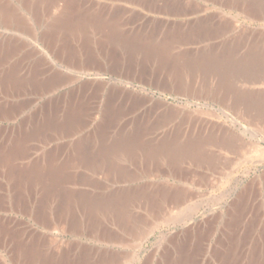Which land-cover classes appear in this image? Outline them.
<instances>
[{"label":"rangeland","instance_id":"374dc122","mask_svg":"<svg viewBox=\"0 0 264 264\" xmlns=\"http://www.w3.org/2000/svg\"><path fill=\"white\" fill-rule=\"evenodd\" d=\"M4 1L19 8L30 29L25 31L16 26L13 31L0 33H9L8 40H15L13 42L21 46L16 50L24 57L22 60L28 61L47 84L54 80L59 85L55 93L75 90L97 103L107 100L132 103L136 101L132 91L146 89L150 95L142 104L154 108L167 120L158 133L172 131L173 134L169 137L172 140L169 147L162 148L166 153L161 149L153 156L147 150V153L117 156L112 160L114 163L110 160L109 165L129 168L123 178L109 173L112 165L107 171L109 174L106 168L96 170V174L86 162L84 165L89 166L77 169V185L71 186L80 194L77 193L73 202L66 193L49 195L39 186L26 184V188L18 185L20 182L14 176L5 178L0 174V228L10 234L6 241L0 235V261L15 264L12 244L16 243L21 230L28 231L29 242L40 245L37 264H165L163 260L168 261L167 254L172 253L174 244L183 235L190 238L192 228L197 229L199 235L204 232V244L221 251L222 246H227L235 224H231V216L242 208L243 201L244 205L248 204V210L239 230L242 247L255 249L258 256L264 248V13L252 8L264 4V0H189V22L172 24L166 31L169 38L165 41L146 42H96V36L86 33L90 27L65 25L66 2L70 0H26L28 5L23 0ZM24 2L26 7H23ZM69 6L72 10L76 7L72 2ZM66 76L73 78L67 80ZM128 83L133 88L128 87ZM126 89L128 91H124ZM7 98L0 94V100ZM244 107L249 108L250 113L245 112ZM234 118L250 128V132L239 124L234 125ZM20 120L0 117V134ZM92 120L86 130L61 133V139L59 134H54L34 143V155L70 144L82 136L88 138L89 130L98 122L96 117ZM230 135L239 136L245 144L235 147L228 139ZM223 143H226L225 149L220 148ZM147 155L152 156L150 161ZM152 181L161 198L150 205L145 199L135 201L130 206L129 217L125 212L126 217H123L101 206L81 207L83 198L93 193L110 191L122 184L139 187ZM181 190L189 192L188 199L179 194ZM132 222L138 228L133 227ZM105 227H113V230L106 232ZM208 231L211 234H206ZM112 239L117 242L113 243ZM85 248L87 251L82 252ZM192 253L196 258L189 264L229 263L220 261V254L217 256L218 252L212 253V250L210 255L203 250ZM157 258L161 260L156 261ZM238 262L264 264V257L253 259L252 263Z\"/></svg>","mask_w":264,"mask_h":264},{"label":"bare ground","instance_id":"6f19581e","mask_svg":"<svg viewBox=\"0 0 264 264\" xmlns=\"http://www.w3.org/2000/svg\"><path fill=\"white\" fill-rule=\"evenodd\" d=\"M23 1L26 2V0H23ZM36 1H35V3H36ZM235 1H237V0H235ZM239 1H241V0H239ZM25 2H24L23 7H26ZM41 2H42V0H41ZM27 5H28V3H27ZM247 7L249 8V6H247ZM68 8H69V6L66 8L68 11V14L67 13L65 14L66 19L68 16L70 17V15L72 14L70 12V9L68 10ZM18 9H17V7L10 4L9 2H6L4 0H0V29H1L0 32L1 31H7V30L13 31V29L16 26H17V28L19 27V28L24 29V30L30 29V25L27 24V19L24 18L25 16L24 17L21 16L20 12H18ZM252 9H257L258 12L263 14L264 13V4L263 3L256 4V5H254V8H252ZM80 10L83 12L82 9H80ZM30 11H31V8H30ZM77 13L78 12H76V14ZM32 14H33V12H32ZM35 20H36V18H35ZM8 34L9 33H6V34L0 33V94L7 95L9 97L7 99L0 100V107L3 108V109H0L1 110L0 117L3 119H7V120H11V119L14 120L17 118H21V120L18 123L12 125L10 128H8L4 133L0 134V174L4 175L5 178H6V176H7V178H8V176H11V177L14 176L15 177L14 179L16 181L20 182L18 185L22 184L25 186L26 184H34L33 186H36V187L39 186L41 188L40 189L41 191L45 192L44 190H46L49 193V195L52 192L66 193V196L70 200V202H73V201H76V199H77L76 196L79 193H78L77 189L72 188L71 186L77 185L76 171H77V169H81V168H84V166H87V165H84V164H86V162H89V165L91 164V166L93 168L92 171H94V172H96V170H98V169L103 170L105 168H106V172H107V171H109V168L112 165L109 173L114 174V176L116 173L117 178L118 177L123 178L126 175V174L125 175H123V174L127 173L129 168H127V167L125 168V166L124 167H122V166L116 167L113 164L109 165L110 160H111V163L112 162L114 163V161H112V160L115 159L117 156H120V155L126 156L128 154L130 155L131 153L137 154V152H142V151L145 152L147 150L151 151L150 154L154 156V153L157 150L159 151L162 148L166 149L167 147H169L170 143L172 142V140H170L169 137L171 138L173 132L167 131L166 133H158L161 130V128L163 127L162 124L165 123V121H167L166 117H162V115H159L154 110V108L150 109V108H147L146 106H144V104H142L145 102V99L148 97L149 91H147L146 89H142L141 90L142 92H137L136 90H133V91L131 90L133 93V96L136 98V101H134L132 103H127V102H122V101L121 102L120 101H111V100H107V101H103V102L101 101V103H97V102H93V101H90L89 99H87L88 98L86 96L87 94H84V93L81 94L75 90H70V91H66V92H62V93H55V91L59 89V85L56 84L54 82V80L53 81L51 80V83L47 84L46 79H44V77L42 75H38V71H36L37 72L36 73L34 71V69L32 68L33 66H31L30 63H28V61L24 60L25 61L24 62L22 60L24 57L22 58L19 51L16 50L17 47L20 48L21 46L18 45V43H16V42L14 43L13 41H15V40H13V41L8 40V37H9ZM23 38H25V37H23ZM96 42H97V40H96ZM31 55H32V53H31ZM37 58H38V56H37ZM215 59H216V57H215ZM50 66H52V65H50ZM58 67L59 66H57V68ZM56 75H58V74H56ZM138 75H140V74H138ZM55 77H54V79H55ZM75 77H77V76H75ZM138 77L141 78L143 76L141 74ZM66 78H67V76H66ZM71 78H73V77H70V78L68 77L67 80H70ZM87 80H88V78H87ZM47 81H48V79H47ZM255 82L256 81H254V83ZM62 83H63V81H62ZM127 86L130 88H133L132 84L128 83ZM124 91H128V90L126 89ZM112 96H113V98L116 97L114 95H112ZM131 101H133V100H131ZM244 110H245V112L250 113L249 108L244 107ZM92 117H96L98 119V122L93 126V129L91 131L89 130L90 133L89 132L88 133L91 135L88 138L86 137L87 139L82 136V137L77 138L76 140L72 141L70 144L68 143V144H65L62 146L58 145V146H55L54 148L48 149L47 152L43 151L41 155H38V154L36 156L34 155L33 149L35 148L34 146L36 145V144L33 145L34 143H40L43 140H45L46 137L48 138V136L54 135V134H59V138H60L61 133H65V134H67V133L68 134L78 133L81 130L88 127V125L90 124V120H92ZM230 120H232V119H230ZM233 121L232 122L234 123V125L239 124L240 126L245 128V131L247 133L250 132V128L244 126L239 120H236L234 118ZM216 127H217V124H216ZM168 132H170V134ZM228 139L231 140L230 143H233L235 145V147L242 145V144H245V142H244L245 140L242 141L239 136L235 137V136L230 135ZM52 140H54V139H52ZM222 141H224V140H222ZM226 142H228V141H226ZM185 143L186 142H184V144ZM221 145H223V146H220V148H223V147H224V149L226 148L225 147L226 143H225V145H224V143ZM243 146L245 148V145H243ZM217 147H219V145ZM164 149H162V150H164ZM164 152L166 153L165 150H164ZM145 153H147V152H145ZM133 159H135V158L133 157ZM148 159L150 161L152 159V156H150ZM123 164H125V163H123ZM97 172H96V174H97ZM109 173L107 172V174H109ZM81 177H79V178H81ZM126 178H127V176H126ZM82 180L84 181V179H82ZM125 182H124V184H125ZM115 183L119 184L117 182H115ZM86 184H88V183H86ZM10 185H12V184H10ZM22 188L24 189V187H22ZM104 189H106V187ZM157 189L158 188H157L154 181L149 182V183L147 182V183H145L139 187H137V186L134 187V185L133 186H123V184H122L121 186H117V187L111 189L110 191H106V192L100 191L99 193H93V194L91 193L92 196L88 195V197L83 198V200L81 202V207H82V209H84L86 206H91V205H95L97 207L101 206V207L107 208V210L109 209V211L117 212V214L123 215V217H126V215L129 214L128 215V217H129L132 214V210H131L130 206L135 201L145 199V201H146L145 203L150 205L151 203L160 199L162 195H160L158 193ZM33 191H35V190H33ZM176 194H178V191L176 192ZM179 194H181V196H183V198H187L189 192L181 190L179 192ZM82 197L83 196H81L80 198L82 199ZM164 198H166V196ZM47 199H49V198H47ZM244 202L245 201H243V203H242V208L240 207L241 210H240V208H238L239 212H238V210H236L237 213L233 217L231 216V218H232L231 224L232 223H235V224H233L234 227L231 229L232 232H230V234L228 236L227 246H222L221 251H219L220 249L214 250L211 247H208V245L206 243L204 244V240H203L204 239L203 237H205L204 232L199 235L198 230L195 228H192L190 238L187 235H183L181 238H179V241L176 244H174L172 253L167 254L168 255V257H167L168 261L163 260V261H165V264H189L190 260H192L193 258H196V256H195L196 254L192 253L193 251H196V250L197 251L203 250L204 253L206 252V254H208V255H210L209 253L211 252V250H212V253L218 252L217 256L220 254L219 255L220 261H229L228 264H230V263L231 264H238V263H240L238 261H248V262L252 263L253 259L255 260V258H256L259 260V258L264 257V248L262 251L260 250L259 254H257L259 256V258H258V256H255L256 255L254 253L255 249H253L251 251V249H249V247H248L249 250L248 249L246 250L244 247H242L243 246L242 245L243 240L241 238V235L239 234V230H241L240 227H242V225H243L242 223H243L244 218H245L244 217L246 214L245 212L248 210L247 209L248 204L244 205ZM45 203H47V202H45ZM56 206L57 205H55V207ZM72 206H74V205H72ZM64 207H65V205H64ZM60 208H62V207H60ZM46 212L47 211H44V213L47 217ZM123 212H125L124 214H126V215H124ZM85 213H87V212H85ZM49 215H51V214H49ZM135 216L136 217L139 216V213ZM80 218H78V219H80ZM71 219H73V218H71ZM94 219H96V218H94ZM96 220H98V218ZM127 220H128V218H127ZM136 221H137V219H136ZM114 222H116V221H114ZM92 224H93V220H92ZM96 224L97 223H95V225ZM134 226H135V224L133 225V227ZM230 226H232V225H230ZM135 227H137V226H135ZM112 228L105 227V230H106V232H111L113 230ZM139 228H140V226H139ZM67 229H68V227H67ZM61 230H60V232H61ZM135 230H137V229H135ZM7 232L8 231H6L5 229L1 230V228H0V235H3V239H5V241L10 236V234ZM12 232L10 231V233H12ZM27 232H28L27 230L26 231L21 230L20 232L18 231V233L15 232L18 234V238H17L16 243H13L14 245L12 244V246H13L12 252L14 250L13 255H15L16 261H28L27 263H29V264H37L36 261H39V254H40V253L38 254L37 250H38L40 245L35 246L31 242H29V240H27V238H26ZM142 232H144V231H142ZM142 232L140 234H142ZM112 233H114V232H112ZM207 233L209 234L210 231L206 232V234ZM106 234H108V233H106ZM105 236H103V237H105ZM112 236L114 237L115 235H112ZM37 239H38V237H37ZM113 240L114 239H112V241ZM107 242H109V241H107ZM114 242L115 241H113V243ZM46 243H47V241H46ZM123 243H125V242H123ZM36 244H38V243H36ZM86 246H88V245H86ZM48 247L50 248V246H48ZM94 248H96V247H94ZM103 249H105V248H103ZM84 250H86V248L83 249L82 252H84ZM76 252H78V251H76ZM105 252L111 253L110 250H106ZM116 252H114V253H116ZM99 253H100V251H99ZM111 254H110V256H111ZM74 255L75 254H73V256ZM47 256L50 257L49 255H47ZM116 256L118 257V255H116ZM80 259H82V258L80 257ZM101 259H103V258H101ZM84 260H85V258H84ZM160 260L158 259L156 261H160ZM107 261H109V260L107 259ZM112 261H115V259H113ZM152 261H155V260H152ZM209 261H211V260H209ZM153 264H156V263L154 262Z\"/></svg>","mask_w":264,"mask_h":264},{"label":"crops","instance_id":"0c3cea01","mask_svg":"<svg viewBox=\"0 0 264 264\" xmlns=\"http://www.w3.org/2000/svg\"><path fill=\"white\" fill-rule=\"evenodd\" d=\"M71 2L76 6L74 10L69 6ZM66 3L72 14L63 23L90 27L86 33L96 36V40L165 41L172 24L189 22V0H70Z\"/></svg>","mask_w":264,"mask_h":264}]
</instances>
